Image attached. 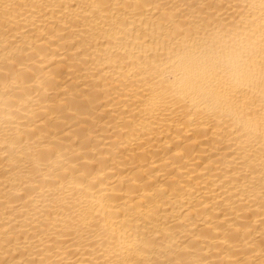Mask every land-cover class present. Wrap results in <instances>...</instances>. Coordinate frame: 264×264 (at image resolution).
I'll return each mask as SVG.
<instances>
[{
  "label": "bare ground",
  "instance_id": "bare-ground-1",
  "mask_svg": "<svg viewBox=\"0 0 264 264\" xmlns=\"http://www.w3.org/2000/svg\"><path fill=\"white\" fill-rule=\"evenodd\" d=\"M0 264H264V0H0Z\"/></svg>",
  "mask_w": 264,
  "mask_h": 264
}]
</instances>
